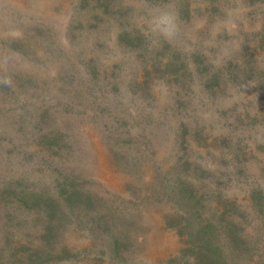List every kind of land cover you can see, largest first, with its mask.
I'll use <instances>...</instances> for the list:
<instances>
[{"label":"rangeland","instance_id":"1","mask_svg":"<svg viewBox=\"0 0 264 264\" xmlns=\"http://www.w3.org/2000/svg\"><path fill=\"white\" fill-rule=\"evenodd\" d=\"M5 77L0 264H264V0H0Z\"/></svg>","mask_w":264,"mask_h":264},{"label":"clouds","instance_id":"2","mask_svg":"<svg viewBox=\"0 0 264 264\" xmlns=\"http://www.w3.org/2000/svg\"><path fill=\"white\" fill-rule=\"evenodd\" d=\"M179 13L175 10L173 5L157 6L155 10L150 13V20L147 24L148 32L145 35L153 34L162 37L165 41L171 43L179 33V26L177 23ZM18 35V33H13ZM0 83L11 86L10 78L0 79Z\"/></svg>","mask_w":264,"mask_h":264}]
</instances>
